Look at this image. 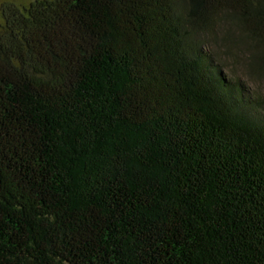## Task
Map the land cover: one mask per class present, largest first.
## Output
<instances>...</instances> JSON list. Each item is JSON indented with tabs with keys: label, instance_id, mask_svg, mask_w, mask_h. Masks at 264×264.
Wrapping results in <instances>:
<instances>
[{
	"label": "trees",
	"instance_id": "16d2710c",
	"mask_svg": "<svg viewBox=\"0 0 264 264\" xmlns=\"http://www.w3.org/2000/svg\"><path fill=\"white\" fill-rule=\"evenodd\" d=\"M262 91L264 0L4 3L0 264H264Z\"/></svg>",
	"mask_w": 264,
	"mask_h": 264
},
{
	"label": "rangeland",
	"instance_id": "374dc122",
	"mask_svg": "<svg viewBox=\"0 0 264 264\" xmlns=\"http://www.w3.org/2000/svg\"><path fill=\"white\" fill-rule=\"evenodd\" d=\"M31 0H0V13H1V7H2V5L4 4V3H15V4H26V3H28V2H30ZM224 73L226 74V75H230V73L229 72H227V71H224ZM242 78H244V77H242ZM245 79V78H244ZM247 80V79H246ZM247 83H248V85L250 86V89L251 90H259V88L256 86V84H254V83H252V82H249V81H247ZM262 93H264V91H262Z\"/></svg>",
	"mask_w": 264,
	"mask_h": 264
}]
</instances>
